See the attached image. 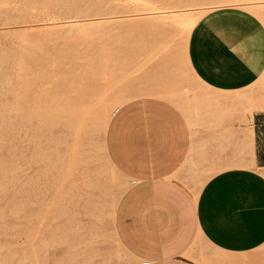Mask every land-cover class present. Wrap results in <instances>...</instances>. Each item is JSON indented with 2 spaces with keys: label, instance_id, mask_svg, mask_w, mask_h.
Masks as SVG:
<instances>
[{
  "label": "crops",
  "instance_id": "0c3cea01",
  "mask_svg": "<svg viewBox=\"0 0 264 264\" xmlns=\"http://www.w3.org/2000/svg\"><path fill=\"white\" fill-rule=\"evenodd\" d=\"M188 59L211 93L207 114L142 97L110 119L106 154L127 182L114 234L138 264H199V242L221 254L212 264H264L256 252L264 246V98L252 113L235 105L264 73V20L240 8L211 11L190 34Z\"/></svg>",
  "mask_w": 264,
  "mask_h": 264
},
{
  "label": "rangeland",
  "instance_id": "374dc122",
  "mask_svg": "<svg viewBox=\"0 0 264 264\" xmlns=\"http://www.w3.org/2000/svg\"><path fill=\"white\" fill-rule=\"evenodd\" d=\"M183 1L184 0H180V1L179 0H173V1L172 0H0V138H1V140H0V156H1L0 159L3 160V161L2 160L0 161L1 163H3V164L0 163L1 164L0 168H3L0 170V173L2 172L3 175L0 174V176L2 175L4 178H6V174H8L7 175L8 179H6L4 182H1L4 180V179L2 180L3 177L0 178V183L2 184V185H0V197L3 198V199L0 198V217H1L0 218V264H138L139 263L138 261H135L134 259L130 258V256H128L121 249V247L118 245L116 238H115L113 224H112L113 218L110 216V213H109L110 204H111L113 195L116 194V192L121 193L124 190L127 182L125 183V180L123 179V177L121 175L116 174V172L113 171L112 167L110 166L109 162L107 160H104V158L106 159V155H105V152L103 150L104 149L103 148L104 135H102V133L100 132V127H99L101 119H103L104 116L110 115L116 107H120L123 104H125L126 102L130 101V98L132 100L137 99V98H142V97L138 96L139 93L150 90V89H152V87H156V85L162 79H165L166 77H169L171 81L175 80L176 84H173L174 86H177V84H178L177 82L181 81V83L179 85L181 87L183 86L182 88L186 87L185 89H182L179 86V88H181V91L179 90L181 93L179 95H175L174 100H176V102H175L176 106H178L179 108H181L184 111H187L189 109L188 110L189 112L190 111L196 112V110H199V109H197L198 104H200V106L198 105V108L199 107H200V109L202 108L201 110L204 109L202 105H204L206 109L209 107L211 108L212 105L210 104L208 97H207V93H209L208 90H206V88L203 87L199 81H197V79L194 76V73L192 72L190 67H188L189 69L188 68L186 69L187 65H189L188 60L187 59H186L187 61L185 60V58L188 57V43H187V41L189 42V37H190V34H191L193 28L198 23V21L201 18H203L205 15H207L208 13H210L213 10L220 9V8H239V7H241L240 9L247 11L251 14L253 13V15H256V17H259V18H261V20H264V0H250V1L249 0H242L243 2L245 1L244 3L246 5H248V6H246L245 4H243L244 7H248V8H243V5H240V4H239L240 6L239 5H232V3L234 1H239V0H232V1L231 0L230 1L229 0H187L185 2H183ZM222 1L224 3H222ZM248 1L251 4L247 3ZM186 2H187V4H186ZM217 3L221 4V5H217ZM225 3H226V5H224ZM229 3H231V4L227 5ZM240 3H241V0H240ZM215 5H217V6H215ZM253 6L255 9L253 8ZM171 8H173V9H171ZM250 9H251V12H250ZM153 10L156 12H154ZM166 10H168V12ZM175 10H177V11H175ZM128 11H130V12H128ZM146 11H149L151 13V15H150V13H147ZM162 13H165V14H162ZM122 15H123V17H122ZM148 15L150 17H152L153 15L154 16L152 18H150ZM173 15L175 18L173 17ZM175 15H177V16L179 15L178 16L179 18ZM181 15H183V16H181ZM258 15H260V16H258ZM141 16H143V17H141ZM101 17H104V18L105 17L106 18L111 17V19H118V20L121 19L122 21H125V22L131 21L137 25L136 27L138 29L136 28V30L137 31L140 30L138 32L139 33L141 32V33H140V40H139L138 49H136L137 51L135 50L136 51L135 53H137V52L138 53L136 55H134L135 57L129 56L130 58L127 59V57H125L121 53H119L120 47L122 45H124V42L128 39V35H130V34H127L128 32L123 33L122 31H120L121 30L120 27L118 29V26L116 27L117 29L115 28V26L106 27L104 24H101V23H99V21H96L97 19H100ZM129 17H131L132 19ZM198 17H199V19H198ZM159 18L160 19L162 18V19L159 20ZM176 18H178V19H176ZM188 18H190L194 22H193V25H191L192 27L190 26V27L186 28L185 26H183L184 24L182 23V20H186ZM151 19H152V21H151ZM197 19H198V21H197ZM139 20H141V21H139ZM153 20H154V22H153ZM163 20L166 23H168L170 26L168 24H167L168 26H166V23ZM168 20H171V21L173 20V21L169 22ZM67 21H71V22L73 21L72 23H74V24H71V27L69 29H68L69 25H65L63 23V22H67ZM78 21H80V23ZM195 21H197V22L195 23ZM155 22H158L159 25ZM176 23L178 25H176ZM138 24H140V25H138ZM155 24H157L158 27ZM162 24H163V26H162ZM164 24L166 27L164 26ZM171 24L174 26H172ZM59 25H60L61 29L59 28ZM103 25H104V27H103ZM138 26H140V27H138ZM155 26H156V28H155ZM177 26L180 29V31L182 30L181 32L179 31ZM152 27L155 30L152 29ZM161 27H163L164 29ZM183 27H184V29H183ZM157 28H159L158 29L159 32L156 30ZM142 29H143V31H142ZM145 29H146V31H145ZM151 29H152V31H151ZM161 29L165 32L163 33V31ZM184 31L185 32L190 31V33H188V32L185 33ZM171 32H172V34L175 33L173 36L171 35L172 37L169 36L171 34ZM177 32H179V33H177ZM145 33L147 36L144 35ZM162 33L164 35H162ZM166 33H168V35ZM182 33H185V35L187 34L186 37H184V35ZM166 35L168 36V38L169 37L170 38L168 39ZM175 35H178L179 37L175 36ZM181 35H183V36H181ZM159 36H161V37H159ZM174 37H178V38H174ZM183 37H184V39H182ZM179 38H181L180 39L181 41L179 40ZM174 39H176V41ZM72 40H74V41H72ZM76 40H80L79 41L80 44ZM164 40L165 41L168 40V41L165 42ZM172 40H173V42H172ZM52 41H53V43H52ZM69 41H71V42L69 43ZM147 41H148V43H147ZM65 42H66V44H65ZM102 42L104 44H102V46H101ZM168 42H170V45ZM43 43H44V45H42ZM163 43H165V44H163ZM167 43H168L169 47L171 46V48L168 47V49H167V47H165L166 51L163 52L162 49L164 46H167L166 45ZM172 43H173V46H172ZM31 44H32V46L39 44L38 47L36 46V48H39V50L36 49L35 46L32 47ZM143 45L144 46L146 45V46L143 48ZM175 45H177V46L175 47ZM179 45H180V47H179ZM26 46L29 49H27ZM45 46H46V48H44ZM86 47H88V48H86ZM160 47H162V49H160ZM178 47L180 48V50L184 47L186 49V51L185 50L182 51L184 49L183 48L181 50V52H179L180 50ZM30 48H32V50H34L33 48H35L36 50L30 51ZM41 48H44V49H41ZM53 48H55V50H52ZM63 48H64V50H63ZM66 48H68V49H66ZM95 48L96 49L98 48L99 50L97 49L98 50L97 51ZM145 48H147V49H145ZM175 48L177 50H179L178 51L179 54H181L182 52H185V53L187 52L186 53L187 56L185 53H184L185 55L182 53L185 58L183 57L184 59H181L182 54L180 55V57H178L179 54H178L177 50H175ZM149 49H150V51H149ZM27 50H29V51H27ZM59 51H61V52H59ZM62 51L63 52L65 51L69 54V57L67 56L68 58L76 57V58H80V59H82V58L87 59L89 61V59H90L89 57H92L91 59L92 60L94 59V60L92 61L90 59L91 61H89V62L90 63L92 62L91 64L93 66H95L96 63L98 64V61L100 62V59L102 60V59H105V57L107 58L105 65L100 64L98 66L99 67L98 72H97L98 77L96 78L97 80H99V83H100L99 84L100 88L98 87L100 92L97 93L96 97L99 99L103 96V94H104V96L102 97V101L99 104V106L97 107L96 111H94L93 114L91 113L87 116V119H86L87 122L85 124L86 126L88 125V127H86V130L88 129V131L90 132V133L88 132V134L90 135V137L92 139V144H91L92 146L89 147V150H91L90 154H92V156H93V155H95V153H97V155L93 156L95 158L93 160V163L90 164L89 172L87 170L84 171L82 169V172L80 170L79 171L80 173L78 171L76 173V181L78 178H79L78 181H81L82 180L81 176L82 175L88 176L87 174H89V173H90V175L88 176V178H91L92 177L91 174H94V173H96V175H97V176L95 175L96 178L98 176H100V177H98V179L101 180V183L103 184V186L105 188V192H106V193L104 192L105 194L103 193L104 196H103V194H100V205L98 207V211L100 209V212H98V213L101 214V212H102V216H100V214H98V216H96V217L83 216L81 214L77 216L78 213H76L75 217L77 216V218H75L73 222L71 221V223L70 222L67 223L65 220H58L56 218V216H54V214H56V212H58V211L52 210L50 213H48L49 208L41 207V205L43 206V204L36 201L37 194H38V197H40L43 193V186L42 185H43V182L45 181L44 178H41L40 180L34 181V183L32 182V184H31L32 188L31 189L33 191L31 194L32 196L30 198V205L29 206H27L26 202H25V196H24V193H25L24 189L25 188L22 189V185H17L16 188H11L9 185L10 179H12V178L16 179V178H20L22 176L21 175L22 174L21 169H23L24 166L22 165V163L19 164V162L21 161L20 155L23 151L30 149V146H28L29 143H27V144L22 143V144H24V145H22L21 144L22 139H20V138L24 137L23 135H24V131L26 128L28 130H31L32 126H34L38 122L37 121L38 118H35L37 116H34V115H36V114L39 115L38 111H42V109H36L38 107H41L40 103H42V101L41 102L38 101L39 94L37 93L39 76L41 77V75L38 76L36 74V72L39 74V70L40 71H43L44 69L50 70L52 67H50L49 65L52 66V64H50V61L52 59L55 60V63L61 64L62 60H60V59H63L64 55H68L67 53H63ZM87 51L91 54H87ZM44 52L46 54H48L49 52L50 53L48 55H45ZM53 52L55 54H56V52L59 54L55 55ZM80 52L81 53L86 52L85 53L86 55L84 53L81 54ZM95 52L97 53V55ZM155 52L156 53L158 52V53L156 54ZM39 53L42 54V56ZM61 53H63V54H61ZM176 53L178 55H176ZM31 54H32V56L27 57L28 55H31ZM24 55L25 56L27 55L26 56L27 60L29 59L28 61L29 62L31 61L30 63L31 64L33 63L32 65L30 63H29V65L27 64L28 61L24 60V59H26V57ZM53 55H54V57H53ZM106 55L107 56L110 55L109 56L110 58H108ZM147 55H149V56L147 57ZM60 56H61V58H59ZM86 56H87V58H85ZM111 56L113 58H115L116 61L113 62ZM31 57H33L34 59H32ZM133 57L136 59L134 60ZM139 57H141V60ZM21 58H22V61H21ZM40 58L42 59V61ZM56 58H59V59H56ZM146 58H147V60H146ZM47 59H48V63H47ZM96 59H98V61ZM142 59L146 60V62ZM149 59H150V61H149ZM19 60L21 62H19ZM34 60L36 62H34ZM24 61L25 62L27 61V62L25 63ZM88 61L86 62V60H85V62H84V60H83V63L88 64L89 63ZM21 64H23V65H21ZM26 64L30 67H28ZM39 64H40V66H39ZM166 64H167V66H166ZM14 65H16L17 67ZM18 66H19V69H18L19 71L16 70V68H18ZM26 66L29 69L25 68ZM41 66H43V67H41ZM162 66H164V67H162ZM21 67H22V69H20ZM32 67H33V69H35L34 71H33V69L30 70V68H32ZM13 68L15 69V72L13 71L14 70ZM37 68H38V70H37ZM22 70H23V72H22ZM171 71L174 72L173 75H176L177 79L175 78V76H172ZM16 74L19 75L20 77H18ZM31 74H32V77L34 75L33 81H32V77H30ZM168 74H171V75L169 76ZM263 74L259 77V79L257 80V82L253 86H251L248 90L242 92L243 94L239 95V98L237 99V102L239 104L237 103L236 106L237 105H238L237 107L241 106L239 108L240 110L243 107L241 110V112H242L241 114H244V111L246 112L251 107L255 106V103H259L261 100H263L261 98L264 96V75ZM25 75H27V76H25ZM171 76H172V79H171ZM15 77H16V79H15ZM18 79L20 80V82H18L19 81ZM185 80L187 83L184 82ZM91 81H92V84H94L96 80L93 79ZM26 82L28 84L30 83L29 85L32 84V87H30V91L28 90V93L27 92L23 93L24 88L28 86V84ZM23 83H26V84H23ZM153 84H155V85H153ZM181 84H184V85H181ZM12 85H14V87H11ZM10 87L14 88V89H11ZM21 87H22V89H21ZM188 87H189V89H188ZM19 88H20V90H19ZM104 91L106 92V94ZM186 91L188 92L187 95L189 94L188 99H187L188 96L186 95ZM12 92H15V95L18 96V99L12 98V95H13ZM18 92H19V94H18ZM204 93H205V96H204ZM175 94H177V93H175ZM22 95H24V96H22ZM26 95H27V97H25ZM252 97H257L260 99L257 102V100H250V98H252ZM19 98H20V100H19ZM180 99H182V100H180ZM241 99H243V100H241ZM13 100H14V102H13ZM178 100H179V102H178ZM25 101H28V103H25ZM15 102L19 104V105L17 104V107L15 105L16 104ZM7 104H8V106H7ZM25 104H27L29 106V107L27 106V109L25 108L26 107ZM12 105H13V108L15 107L14 108L15 110H13V111H15V114H16V123H15L14 128L16 129L17 136H16L15 144H16V141H17V143L19 142L18 144H16V148L17 147L18 148L17 149L15 148V152L17 151L16 153H18V155L16 154V157H17L16 159L19 161H15V164L13 163L14 166L9 161L10 154L12 151V149L10 147V139H9L10 138L9 137V134H10L9 130H11L10 124H11V114H12V112H11L12 107L11 106ZM187 105H188V107H187ZM185 106H186V108H185ZM23 107L26 110H24ZM8 108L10 109V111H8L9 110ZM22 110L24 111V113L26 112L27 114L30 111L29 112V114H31L30 115L31 116L30 122L28 121L24 124L19 123L20 115L23 114V112L20 113V111H22ZM255 110L256 109H251V111L250 110L249 111H250V113H252ZM29 114H28V116H29ZM66 117H67V114L65 115V118ZM34 118H35V120H34ZM94 122L96 123V125ZM3 123H5V124H3ZM6 123H8V124H6ZM33 123H34V125H32ZM97 124H99V125L97 126ZM9 125H10V127H9ZM16 126H17V128H16ZM6 127H9V128H6ZM90 129H92L91 131L93 133L90 131ZM4 130H6V131H4ZM19 132H21V134H18ZM18 138H19V140H18ZM94 139H96V140L94 141ZM2 140H5V141L7 140V141L4 142ZM3 143H4V146H3ZM17 145H20V146H17ZM6 146H7V148H5ZM21 146H23V147H21ZM95 148H97V149H95ZM19 150L20 151L22 150V152L20 153ZM92 150H94L95 153H93ZM101 150H103V151L100 152ZM8 151H9V153H8ZM97 156H98V159L96 158ZM5 157H6V159H5ZM99 157L100 158L103 157V160H100ZM4 159L6 161L7 160L8 161L4 162L5 161ZM36 159L37 158L35 157V160ZM105 162H107V163H105ZM4 163H6V164H4ZM16 163L18 165H20L21 168H19ZM33 164L34 165L31 164L32 170L30 171V174H31V172L36 174L40 171V167L38 168V166H36L38 163L35 164L33 162ZM2 165H3V167H2ZM11 166H12V168H11ZM39 166H40V164H39ZM5 167H6V169H4ZM96 167L98 170L96 169ZM9 168L11 169V171ZM33 168L38 170V171L35 172L36 170H34ZM7 169H8V171H10V174H12L11 176H10L8 171L6 174H4L6 172L4 170H7ZM14 170H16L17 172ZM18 171H19V173H18ZM90 171L94 172V173H91ZM20 172H21V174H20ZM100 172L102 174H100ZM261 172L264 174V170H261ZM63 173H59L60 176ZM110 173L112 175H110ZM19 174H20V176H19ZM208 174L211 175L212 173L211 174L208 173ZM62 176H64V175H62ZM61 179L62 178L59 179L60 181L57 179L58 181L56 180L55 182L60 183L63 181L61 185H63V187L66 188L64 186V184L66 185L65 180L61 181ZM46 181H48V180L46 179ZM46 181L44 183H47ZM41 182H42V184H41ZM95 182L97 183V179ZM35 183L38 184L37 187H36ZM55 185H56L55 187H58L56 183H55ZM35 187L36 188L39 187V188L36 190ZM40 189H42V190H40ZM20 190H21V192H19ZM12 196H15L16 200L15 199L10 200V198H12ZM35 202H37V203L35 204ZM101 202H102V204H101ZM11 205H14V206H11ZM38 211H40V212H38ZM7 216H9V217H7ZM44 217H45V219H44ZM88 217H90V218H88ZM55 219H57V220H55ZM97 220L99 221L100 224L97 223ZM77 221H80V223L78 224ZM58 223H59V225H57ZM84 223L86 226L88 224L89 227L91 225V224L89 225V223H92V225L95 224V227L99 226L100 229L96 228V231L99 235H101V238H100L99 243L97 242L96 246H97V248L100 249V252H101L100 254H95V255L91 254L90 255L89 253H87L85 248H84V246L86 247V244L84 243V245H83L81 240H79L77 238V235H74V234H76V229L79 227L78 225H80V224L84 225ZM63 226H64V228H63ZM59 227H61L59 230H63L66 228H69V230H71V231H69V233L71 234V237L69 239L71 240V242L73 241L72 245H74V243H75L77 246V247L75 246V250H74V246L72 249H70L71 253L74 254V252L76 251L75 253L77 254V252L80 251L81 248H83V251L85 250V253L87 255L84 254V255H81V257L76 256V258H73L75 256H73V257L69 256V258L67 257L68 259L66 257H64L63 253L67 251L68 245L65 242V240H61L62 236L60 238H56L57 232L59 231L58 230ZM71 227H72V229H71ZM77 241L79 243L81 242L82 244H78ZM13 245H15V246H13ZM198 246L200 248L198 250L199 254H200L199 255L200 260L197 263L201 262L199 264H212L214 260L216 262H219V261H217V258H219L221 256V254H219L215 250L209 249L208 246L203 242H199ZM256 252L264 255V246L261 247L260 249H258ZM101 254H103V255H101ZM84 257H85V259H84ZM63 260H64V262H63ZM69 260H71V261L69 262Z\"/></svg>",
  "mask_w": 264,
  "mask_h": 264
},
{
  "label": "bare ground",
  "instance_id": "6f19581e",
  "mask_svg": "<svg viewBox=\"0 0 264 264\" xmlns=\"http://www.w3.org/2000/svg\"><path fill=\"white\" fill-rule=\"evenodd\" d=\"M173 1V0H172ZM180 1V0H179ZM185 1H187V0H184L183 2H185ZM230 1V0H229ZM232 1V0H231ZM250 1V0H249ZM249 1L247 2V3H249ZM228 2V1H227ZM245 2V1H244ZM242 0H241V3H240V0L239 1H234L233 3H232V5H243V4H245ZM261 2V1H260ZM221 3V2H220ZM222 3H224L223 1H222ZM231 3H229V4H227V5H230ZM151 4V3H150ZM165 4V3H164ZM186 4H187V2H186ZM249 4H251V3H249ZM169 5V4H168ZM217 5H221V4H218L217 3ZM217 5H215V6H217ZM223 5V4H222ZM224 5H226V3L224 4ZM239 5V6H240ZM246 5V4H245ZM166 6V5H165ZM184 6V5H183ZM246 6H248V5H246ZM251 6V5H250ZM255 6V5H254ZM254 6H253V8H254ZM159 7V6H158ZM157 7V8H158ZM161 7V6H160ZM222 7V6H221ZM256 7V6H255ZM170 8V7H169ZM239 8H241V7H239ZM243 8H248V7H244V5H243ZM251 8V7H250ZM257 8V7H256ZM161 9V8H160ZM165 9V8H164ZM171 9H173V8H171ZM189 9V8H188ZM255 9V8H254ZM158 10V9H157ZM178 10V9H177ZM177 10H175V11H177ZM246 10V9H245ZM248 10V9H247ZM140 11V10H139ZM154 11V10H153ZM162 11V10H161ZM165 11V10H164ZM167 12H168V10H166ZM171 11V10H170ZM169 11V12H170ZM181 11V10H180ZM128 12H130V11H128ZM127 12V13H128ZM143 12V11H142ZM147 13H150L149 11H146ZM152 12V11H151ZM154 12H156V11H154ZM153 12V13H154ZM158 12V11H157ZM250 12H251V9H250ZM256 12V11H255ZM139 13V12H138ZM141 13V12H140ZM144 13V12H143ZM174 13V12H173ZM126 14V13H125ZM131 14V13H130ZM129 14V15H130ZM134 14V13H133ZM157 14V13H156ZM162 14H165V13H162ZM175 14V13H174ZM177 14V13H176ZM200 14V13H199ZM253 14V13H252ZM132 15V14H131ZM130 15V16H131ZM137 15V14H136ZM139 15V14H138ZM147 15V14H146ZM150 15H151V13H150ZM155 15V14H154ZM153 15V16H154ZM192 15V14H191ZM202 15V14H201ZM135 16V15H134ZM149 16V15H148ZM152 16V17H153ZM175 16H177V15H175ZM179 16V15H178ZM177 16V17H178ZM181 16H183V15H181ZM256 16V15H255ZM258 16H260V15H258ZM122 17H123V15H122ZM141 17H143V16H141ZM150 17V16H149ZM152 17H150V18H152ZM156 17V16H155ZM160 17V16H159ZM173 17H174V15H173ZM172 17V18H173ZM127 18V17H126ZM129 18H131V17H129ZM140 18V17H139ZM164 18V17H163ZM170 18V17H169ZM175 18V17H174ZM179 18V17H178ZM178 18H176V19H178ZM259 18V17H258ZM132 19V18H131ZM162 19V18H161ZM160 18H159V20H161ZM168 19V18H167ZM182 19V18H181ZM180 19V20H181ZM198 19H199V17H198ZM198 19H197V21H198ZM259 19H261V18H259ZM126 20V19H125ZM157 20V19H156ZM158 20V21H159ZM96 21H99V23H101V24H104L106 27H113V26H115V28L118 26V29H119V27H120V31H122L123 33H125V32H128L127 34H130V35H128V39L124 42V45H122L121 47H120V49H119V53H121L123 56H125V57H127V59L128 58H130V57H132V56H134V55H136L137 53H135L137 50L136 49H138V46H139V40H140V33L138 32V31H140V30H136V24L134 23V22H125V21H122L121 19L120 20H118V19H111V17L110 18H104V17H101L100 19H97ZM95 21V22H96ZM139 21H141V20H139ZM151 21H152V19H151ZM164 21V20H163ZM169 22L171 21V20H168ZM173 21V20H172ZM171 21V22H172ZM197 21H195V23L197 22ZM73 22V21H72ZM71 21H67V22H63L65 25H69V27H68V29L71 27V24H74V23H72ZM79 23H80V21H78ZM136 22V21H135ZM153 22H154V20H153ZM162 22V21H161ZM160 22V23H161ZM165 22V21H164ZM193 20H191L190 18H188V19H186V20H182V23L184 24L183 26H185L186 28H188V27H190L191 25H193ZM76 23V22H75ZM143 23V22H142ZM147 23V22H146ZM155 23H157L158 24V22H155ZM163 23V22H162ZM166 23V22H165ZM181 23V22H180ZM152 24V23H151ZM157 24H155V25H157ZM168 23H166V26H168L167 25ZM173 24V23H172ZM171 24V25H172ZM104 25H103V27H104ZM138 25H140V24H138ZM159 25V24H158ZM158 25H157V27H158ZM176 25H178L177 23H176ZM195 25V24H194ZM56 26V25H55ZM58 26V25H57ZM64 26V25H63ZM142 26V25H141ZM154 26V25H153ZM161 26V25H160ZM162 26H163V24H162ZM164 26H165V24H164ZM165 26V27H166ZM170 26V25H169ZM172 26H174V25H172ZM138 27H140V26H138ZM144 27V26H143ZM176 27V26H175ZM192 27V26H191ZM58 28V27H57ZM59 28L61 29V27H60V25H59ZM114 28V29H115ZM148 28V27H147ZM151 28V27H150ZM155 28H156V26H155ZM161 28H163V27H161ZM177 28H178V26H177ZM67 29V30H68ZM109 29V28H108ZM113 29V28H112ZM111 29V30H112ZM117 29V28H116ZM138 29V28H137ZM144 29V28H143ZM143 29H142V31H143ZM152 29H154L153 27H152ZM152 29H151V31H152ZM159 28H157L156 30L159 32V30H158ZM164 29V28H163ZM179 29V28H178ZM183 29H184V27H183ZM59 30V29H58ZM155 30V29H154ZM162 30V29H161ZM145 31H146V29H145ZM163 31V30H162ZM167 31V30H166ZM179 31H180V29H179ZM182 31V30H181ZM180 31V32H181ZM148 32V31H147ZM155 32V31H154ZM161 32V31H160ZM165 31H163V33H164ZM185 32V31H184ZM188 31H186L185 33H187ZM162 33V35H164ZM174 33V32H173ZM177 33H179V32H177ZM185 33H182L183 35H184V37H186V35H185ZM188 33H190V31L188 32ZM160 34V33H159ZM158 34V35H159ZM167 35H168V33H166ZM175 34V33H174ZM174 34H172V32H171V34L169 35L170 37H172ZM143 35V34H142ZM144 35H146V33L144 34ZM143 35V36H144ZM166 35V36H167ZM172 35V36H171ZM179 35V34H178ZM178 35H175V36H178ZM183 35H181V36H183ZM147 36V35H146ZM151 36V35H150ZM149 36V37H150ZM180 36V37H181ZM159 37H161V36H159ZM164 37V36H163ZM169 37V38H170ZM179 37V36H178ZM178 37H174V38H178ZM184 37L182 38V39H184ZM147 38V37H146ZM167 38H168V36H167ZM168 38V39H169ZM101 39V38H100ZM143 39V38H142ZM145 39V38H144ZM150 39V38H149ZM181 38H179V40H180ZM95 40V39H94ZM175 41H176V39H174ZM47 41V40H46ZM65 41V40H64ZM67 41V40H66ZM72 41H74V40H72ZM76 41H78V43H79V41L80 40H76ZM149 41V40H148ZM148 41H147V43H148ZM165 41V40H164ZM163 41V42H164ZM168 40H166L165 42H167ZM181 41V40H180ZM68 42V41H67ZM71 41H69V43H70ZM93 42V41H92ZM96 42V41H95ZM105 42V41H104ZM145 42V41H144ZM172 42H173V40H172ZM52 43H53V41H52ZM62 43V42H61ZM60 43V44H61ZM68 43V44H69ZM169 43V45H170V42H168ZM168 43L166 44L167 46H162L163 47V49H162V47H160V49H162L163 50V52H165L166 51V49H165V47H167V49H168V47H169V45H168ZM181 43V42H180ZM187 43H188V41H187ZM36 44V43H35ZM65 44H66V42H65ZM64 44V45H65ZM67 44V45H68ZM80 44V43H79ZM78 44V45H79ZM88 44V43H87ZM102 44H104L103 42L101 43V46H102ZM151 44V43H150ZM153 44V43H152ZM163 44H165V43H163ZM183 44V43H182ZM42 45H44V43L42 44ZM50 45V44H49ZM48 45V46H49ZM54 45V44H53ZM66 45V46H67ZM128 45V46H127ZM184 45V44H183ZM31 46H32V44H31ZM33 46H35V48H36V46L38 47L39 46V44L38 45H33ZM32 46V47H33ZM51 46V45H50ZM49 46V47H50ZM59 46V45H58ZM61 46V45H60ZM88 46V45H87ZM98 46V45H97ZM136 46V47H135ZM146 46V45H145ZM144 45H143V48L145 47ZM152 46V45H151ZM172 46H173V43H172ZM177 45H175V47H176ZM187 46V45H186ZM41 47V46H40ZM72 47V46H71ZM89 47V46H88ZM88 47H86V48H88ZM93 47V46H92ZM134 47V48H133ZM155 47V46H154ZM179 47H180V45H179ZM178 47V48H179ZM26 48H27V46H26ZM25 48V49H26ZM33 48L34 50H36V49H38L39 50V48ZM44 48H46V46L44 47ZM44 48H41V49H44ZM100 48V47H99ZM133 48V49H132ZM149 48V47H148ZM169 48H171V46L169 47ZM184 48V47H183ZM182 48V49H183ZM27 49H29V48H27ZM51 49V48H50ZM66 49H68V48H66ZM96 49V48H95ZM98 49V48H97ZM96 49V50H97ZM145 49H147V48H145ZM159 49V50H160ZM181 49V50H182ZM32 50V48H30V51ZM34 50H32V51H34ZM48 50V49H47ZM52 50H55V48H53ZM58 50V49H57ZM63 50H64V48H63ZM88 50V49H87ZM99 50V49H98ZM97 50V51H98ZM136 50V51H135ZM175 50H177L176 48H175ZM179 50H180V48H179ZM179 50H177V52L179 51ZM181 50L179 51V52H181ZM186 51V49L184 48L182 51ZM27 51H29V50H27ZM26 51V52H27ZM43 51V50H42ZM41 51V52H42ZM46 51V50H45ZM68 51V50H67ZM83 51V50H82ZM91 51V50H90ZM149 51H150V49H149ZM48 52V51H47ZM59 52H61V51H59ZM63 52V51H62ZM69 52V51H68ZM179 52H178V54H179ZM25 53V52H24ZM33 53V52H32ZM50 53V52H49ZM48 53V54H49ZM54 53V52H53ZM63 53H67V52H63ZM63 53H61V54H63ZM81 53V52H80ZM84 53V52H83ZM83 53H81V54H83ZM86 53V52H85ZM84 53V54H85ZM96 53V52H95ZM156 53V52H155ZM158 53V52H157ZM156 53V54H157ZM183 54L185 53V52H182ZM181 53V54H182ZM187 53V52H186ZM185 53V54H186ZM26 54V53H25ZM28 54V53H27ZM34 54V53H33ZM40 54V53H39ZM44 54L45 55H48V54H46L45 52H44ZM55 54V53H54ZM56 54H59V53H57L56 52ZM55 54V55H56ZM68 54V53H67ZM87 54H91V53H89L88 51H87ZM167 54V53H166ZM177 53H176V55H178ZM181 54H179V56L178 57H180V55ZM183 54L181 55V59H184L185 57L183 56ZM184 54V55H185ZM41 56H42V54H40ZM39 55V56H40ZM86 55V54H85ZM96 55H97V53H96ZM143 55V54H142ZM25 56V55H24ZM23 56V57H24ZM27 56V55H26ZM25 56V57H26ZM29 56H32V54L31 55H28L27 57H29ZM59 56V55H58ZM69 57V54L68 55H64L63 56V59H60V60H62V62H61V64H57V63H55V60H51L50 61V64H52V66L51 65H49L50 67H52L50 70L49 69H44L43 71H40L39 70V74L36 72V74L39 76V75H41V77L39 76V82H38V90H37V93L39 94V99H38V101H42V103H40L41 104V107H38V108H36V109H42V111H38V114L39 115H34V116H37V117H35V118H38V122L34 125V123L32 124V125H34V126H32V128H31V130H28L27 128L25 129V131H24V137H21L20 139H22V142H21V144L22 143H29V145L28 146H30V149L29 150H25V151H23L22 152V150L20 151V153H21V155H20V158H21V161L19 162V164H21L22 163V165L24 166V168L23 169H21V172H22V174H21V172H20V174L22 175L20 178H12V179H10L9 180V185H10V187L11 188H16V186L17 185H22V189L23 188H25L24 190V196H25V202H26V205L27 206H29L30 205V198H31V194H32V187H31V184H32V182L34 183V181H37V180H40L41 178H44V180L46 181V179L48 180V181H46L47 183H44L43 182V193H42V195L40 196V197H38V194H37V198H36V201H38L39 203H41V204H43V206L41 205V207H47V208H49L48 209V213H50L52 210H55V211H58V212H56V214H54V216H56V218L58 219V220H65L67 223H71V221L73 222L74 221V219L75 218H77V216L78 215H83V216H90V217H96V216H98V214H100V213H98V212H100V209H99V211H98V207H99V205H100V194H103L104 192H105V188H104V186H103V184L101 183V180L100 179H98V177H100V176H98L97 178L95 177V175H96V173H94V172H91V173H94V174H91V176L93 177H91V178H88V176L90 175V173L89 174H87L88 176H81L82 178V180L81 181H78V179H77V181H76V173H77V171L79 172L80 170H81V172H82V169L84 170V171H88L89 172V169H90V164H92L93 163V160H94V158L95 157H93V156H95V155H97V153H95L94 152V150H92V152L93 153H95V155H93L92 156V154H90V151L91 150H89V147L90 146H92L91 144H92V139H91V137H90V135L88 134V129L86 130V127H88V125L86 126L85 124H86V119H87V116L89 115V114H93V112L94 111H96V109H97V107L99 106V104L101 103V101H102V97L104 96V94H103V96L101 97V98H97L96 97V95H97V93L98 92H100L99 91V80H97L96 78L98 77L97 76V72H98V66L101 64H104L105 65V63H106V61H107V58L105 57V59H100V62L98 61V59H96L97 61H98V64L96 63V65L95 66H93L89 61H91L92 59V57H89L90 59H89V61L87 60V59H80V58H76V57H71V58H68ZM72 56V55H71ZM81 56V55H80ZM107 56V55H106ZM110 55H108L107 57L108 58H110L109 57ZM130 56V57H129ZM144 56V55H143ZM146 56V55H145ZM149 55H147V57H148ZM154 56V55H153ZM186 56H187V54H186ZM22 57V58H23ZM27 57H26V59H24V60H27ZM44 57V56H43ZM48 57V56H47ZM53 57H54V55H53ZM56 57V56H55ZM98 57V56H97ZM100 57V56H99ZM112 57V56H111ZM135 57V56H134ZM133 57V58H134ZM152 57V56H151ZM177 57V58H178ZM184 57V58H183ZM22 58H21V61H22ZM32 59H34L33 57H31ZM42 58V57H41ZM40 58V59H41ZM50 58V57H49ZM59 58H61V56L59 57ZM59 58H56V59H59ZM85 58H87V56L85 57ZM118 58V57H117ZM138 58V57H137ZM140 58V60H141V57H139ZM43 59V58H42ZM42 59H41V61H42ZM136 58H134V60H135ZM145 59V58H144ZM144 59H142V60H144ZM151 59V58H150ZM150 59H149V61H150ZM158 59V58H157ZM161 59V58H160ZM188 60V64L189 65H187V67H186V69L188 68V67H190L191 68V66H190V63H189V59H188V57L187 58H185V60ZM29 60V59H28ZM27 60V61H28ZM44 60V59H43ZM83 60H84V62H85V60H86V62L88 61L89 63L87 64V63H83ZM94 60V59H93ZM92 60V61H93ZM139 60V61H140ZM146 60H147V58H146ZM146 60H144L145 62H146ZM168 60V59H167ZM186 60V61H187ZM20 60H19V62H21ZM26 61V62H27ZM58 61V60H57ZM112 61L114 62V61H116V59L115 58H113L112 57ZM138 61V60H137ZM136 61V62H137ZM185 61V62H186ZM25 62V61H24ZM25 62V63H26ZM31 62V61H30ZM29 61H28V65H29V63H30ZM34 62H36L35 60H34ZM131 62V61H130ZM134 62V61H133ZM148 62V61H147ZM152 62V61H151ZM170 62V61H169ZM184 62V63H185ZM18 63V62H17ZM23 63V62H22ZM42 63V62H41ZM47 63H48V59H47ZM154 63V62H153ZM174 63V62H173ZM26 64V65H27ZM31 64V63H30ZM33 64V63H32ZM31 64V65H32ZM170 64V63H169ZM21 65H23V64H21ZM27 65V66H28ZM13 66V65H12ZM14 66H16V65H14ZM25 67V68H28V67H30V66H28V67ZM39 66H40V64H39ZM107 66V65H106ZM166 66H167V64H166ZM165 66V67H166ZM171 66V65H170ZM17 67V66H16ZM41 67H43V66H41ZM40 67V68H41ZM45 67V66H44ZM162 67H164V66H162ZM172 67V66H171ZM15 68V67H14ZM13 68V69H14ZM39 68V69H40ZM169 68V67H168ZM12 69V70H13ZM19 69V66H18V68H16V70L17 71H19L18 70ZM20 69H22V67L20 68ZM29 69V68H28ZM31 69H33V67L32 68H30V70ZM189 69V68H188ZM35 69H33V71H34ZM37 70H38V68H37ZM192 70V69H191ZM14 72H15V69L13 70ZM32 71V72H33ZM50 71V72H49ZM13 72V73H14ZM22 72H23V70H22ZM172 72V71H171ZM193 72V71H192ZM25 73V72H24ZM173 73L174 72H172V76H175V78H176V75H173ZM178 73V72H177ZM28 74V73H27ZM33 74V73H32ZM32 74L30 75V77H32ZM17 75V74H16ZM169 76L171 75V74H168ZM167 75V76H168ZM264 75V74H263ZM18 77H20L19 75H17ZM16 76V77H17ZM25 76H27V75H25ZM37 76V77H38ZM172 76H171V79H172ZM179 76V75H178ZM194 76H195V74H194ZM16 77H15V79H16ZM33 77H34V75H33ZM32 77V81H33V78ZM182 77V76H181ZM180 77V78H181ZM26 78V77H25ZM179 78V77H178ZM185 78V77H184ZM183 78V79H184ZM27 79V78H26ZM93 79H95L96 81H95V83L94 84H92V81L91 80H93ZM99 79V78H98ZM177 79V78H176ZM19 80V79H18ZM24 80V79H23ZM22 80V81H23ZM196 80V79H195ZM28 81V80H27ZM198 81V80H197ZM18 82H20V80L18 81ZM184 82H186V80L184 81ZM27 83V82H26ZM26 83H23V84H26ZM178 84H177V86H174L173 84H176L175 83V80H173V81H171L170 80V78L169 77H166L165 79H162L157 85H156V87H152V89H150V90H147V91H144V92H141V93H139L138 94V96H140V97H155V98H160V99H164V100H168V101H170V102H172V104L174 103V104H176L175 102H176V100H174L175 99V95H179L181 92V88L183 87H181L179 84L181 83V81L180 82H177ZM187 83V82H186ZM28 84V83H27ZM30 84V83H29ZM28 84V86L27 87H23L24 88V90H23V93L24 92H27L28 93V90L30 91V87H32V84L31 85H29ZM34 84V83H33ZM149 84V83H148ZM204 84V83H203ZM19 85V84H18ZM106 85V84H105ZM153 85H155V84H153ZM181 85H184V84H181ZM17 86V85H16ZM15 86V87H16ZM179 86L181 87V88H179ZM186 86V85H185ZM11 87H14V85H12ZM10 87V88H11ZM99 87V88H98ZM18 88V87H17ZM186 88V87H185ZM185 88H182V89H185ZM206 88V87H205ZM11 89H14V88H11ZM10 89V90H11ZM21 89H22V87H21ZM102 89V88H101ZM134 89V88H133ZM188 89H189V87H188ZM207 89H209V86L207 87ZM18 90V89H17ZM19 90H20V88H19ZM18 90V91H19ZM139 90V89H138ZM137 90V91H138ZM180 90V91H179ZM187 90V89H186ZM14 91V90H13ZM16 91V90H15ZM106 91V90H105ZM104 91V92H105ZM108 91V90H107ZM134 91V90H133ZM189 91V90H188ZM191 91V90H190ZM109 92V91H108ZM140 92V91H139ZM9 93V92H8ZM175 93H177V94H175ZM183 93V92H182ZM185 93V92H184ZM187 91H186V95H187ZM210 93V92H209ZM209 93H207V95H209ZM232 93V92H231ZM11 94V93H10ZM13 94V95H12ZM12 98L14 99V98H17L18 99V96H16L15 95V92H12ZM18 94H19V92H18ZM17 94V95H18ZM105 94H106V92H105ZM133 94V93H132ZM211 94V93H210ZM220 94H222L223 95V93H222V91L220 92ZM102 95V94H101ZM189 95V94H188ZM187 95V96H188ZM202 95V94H201ZM214 95H215V92H214ZM237 95V94H236ZM262 95V94H261ZM10 96V95H9ZM22 96H24V95H22ZM108 96V95H107ZM204 96H205V93H204ZM221 96V95H220ZM25 97H27V95L25 96ZM186 97V96H185ZM197 97V96H196ZM223 97V96H222ZM243 97V96H242ZM11 98V97H10ZM189 98V96L187 97V99ZM239 98V95L238 96H236V99H238ZM262 99L264 98V96L263 97H261ZM25 99V98H24ZM101 99V100H100ZM184 99V98H183ZM186 99V100H187ZM235 99V101L237 102V100ZM11 100V99H10ZM16 100V99H15ZM19 100H20V98H19ZM132 99L130 98V101H131ZM180 100H182V99H180ZM225 100H227V99H225ZM224 100V101H225ZM241 100H243V99H241ZM245 100V99H244ZM251 100H255V99H251ZM12 101V100H11ZM22 101V100H21ZM203 101V100H202ZM219 101H222V100H219ZM234 101V100H233ZM13 102H14V100H13ZM24 102V101H23ZM178 102H179V100H178ZM226 102H228V101H226ZM11 103V102H10ZM16 103V102H15ZM25 103H28V101H25ZM188 103V102H187ZM222 103V102H221ZM234 103V102H233ZM238 103V102H237ZM237 103H235V105L237 104ZM12 104V103H11ZM10 104V105H11ZM17 104L18 103H16L15 105H16V107H17ZM183 104V103H182ZM198 104V103H197ZM204 104V103H203ZM214 104V103H213ZM227 104V103H226ZM239 104V103H238ZM9 105V106H10ZM14 105V104H13ZM13 105L11 106L12 107V114H11V130H9L10 131V134H9V139H10V147H11V149H12V151H11V154H10V159H9V161L12 163V165L14 166V164H15V161H19V160H17L16 158V154L18 155V153H16L15 152V148H16V144H18L17 143V141H16V144H15V140H16V136H17V133H16V129L14 128V126H15V123H16V114H15V111H13V110H15L14 108H13ZM19 105V104H18ZM22 105V104H21ZM26 105V109H27V104H25ZM30 105V104H29ZM199 106H200V104H198ZM198 105H197V109H199V110H196V111H201V109H200V107L198 108ZM202 105V104H201ZM208 105V104H207ZM210 105V104H209ZM223 105V104H222ZM7 106H8V104H7ZM33 106V105H32ZM123 106V105H122ZM203 106V108L204 109H206L205 108V106L204 105H202ZM225 106H227V105H225ZM238 106V105H237ZM236 106V107H237ZM3 107V106H2ZM21 107V106H20ZM29 107V106H28ZM34 107V106H33ZM187 107H188V105H187ZM216 107V106H215ZM231 107H233L232 105H231ZM241 106H239V107H237L238 108V110H239V108H240ZM10 108V107H9ZM8 108V109H9ZM19 108V107H18ZM118 108H120V107H116L114 110H113V112L110 114V115H108V116H104L103 117V119H101V122H100V125L99 124H97V126L99 125V127H100V132L102 133V135H104V139H103V150H104V152H105V155H106V159L104 158V160H107L108 162H109V164H110V166L112 167V169H113V171H115L116 172V174H118V175H121L116 169H115V167L111 164V162H110V160H109V157H107V154H106V147H105V134H106V130H107V127H108V125H109V122H110V119H112V116L114 115V113L117 111V109ZM185 108H186V106H185ZM184 108V109H185ZM243 108V107H242ZM242 108H241V110H242ZM23 109H24V107H23ZM26 109H24V110H26ZM35 109V108H34ZM188 109V108H187ZM204 109H203V111H204ZM207 109H210V107L209 108H207ZM207 109L205 110V113H206V111H207ZM218 109V108H217ZM219 109H220V107H219ZM218 109V110H219ZM230 109V108H229ZM234 109V108H233ZM251 109H257L255 106H253V107H251L250 108V111H251ZM189 110V109H188ZM187 110V111H188ZM191 110V109H190ZM213 110H215V109H213ZM231 110V109H230ZM8 111H10V109L8 110ZM67 111V112H66ZM111 111V110H110ZM220 111V110H219ZM236 111V110H235ZM17 112V111H16ZM21 112H23V114H21L20 115V120H19V123L20 124H24V123H26V122H30V115L31 114H29V112H28V114H29V116H28V114L25 112L24 113V111L22 110V111H20V113ZM40 112V113H39ZM104 112V111H103ZM189 112V111H188ZM216 112V111H215ZM215 112H212V113H215ZM237 112V111H236ZM36 113V112H35ZM186 113V112H185ZM192 113V112H191ZM204 113V112H203ZM203 113H202V115H203ZM204 113V114H205ZM211 113V112H210ZM227 113V112H226ZM233 113V112H232ZM231 113V114H232ZM244 113H247V112H244ZM249 113V112H248ZM67 114V117L65 118V115ZM198 113H196V115H197ZM207 114V113H206ZM237 114V113H236ZM250 114V113H249ZM9 115V114H8ZM96 115V114H95ZM99 115V114H98ZM186 115V114H185ZM192 115H193V113H192ZM199 115L201 116V114H200V112H199ZM33 116V117H34ZM198 116V115H197ZM234 116H236L235 115V113H234ZM95 117V116H94ZM188 117H190L189 115H188ZM204 117V116H203ZM207 117V116H206ZM205 117V118H206ZM208 117H210V116H208ZM249 117V116H248ZM9 118V117H8ZM35 118H34V120H35ZM92 118V117H91ZM96 118V117H95ZM98 118V117H97ZM199 118V117H198ZM197 118V121L199 120ZM7 119V118H6ZM10 119V118H9ZM94 119V118H93ZM189 119V118H188ZM192 119V118H191ZM237 119V118H236ZM241 119H243V122H244V117L243 118H241ZM239 117H238V120L240 121L241 120ZM98 120V119H97ZM193 120H195L194 119V116H193V119H192V121ZM206 120H207V118H206ZM246 120H247V117H246ZM250 120H251V118H250ZM188 121H190V119L188 120ZM191 121V122H192ZM205 120L203 119V123H205L206 124V122H204ZM210 121V120H209ZM9 122V121H8ZM242 122V121H241ZM240 122V123H241ZM242 122V123H243ZM95 123V122H94ZM197 123H199V122H197ZM242 123H241V125H242ZM252 123V122H251ZM3 124H5V123H3ZM6 124H8V123H6ZM89 124V123H88ZM189 124H190V122H189ZM193 124V123H192ZM192 124H191V126H192ZM10 125H9V127H10ZM94 125V124H93ZM95 125H96V123H95ZM6 126V125H5ZM28 126V125H27ZM195 126H196V124H195ZM194 126V127H195ZM250 126H252V125H250ZM9 127H6V128H9ZM20 127V126H19ZM92 127V126H91ZM239 128L241 127V126H238ZM246 127H247V125H246ZM245 127V128H246ZM248 127H249V125H248ZM16 128H17V126H16ZM191 128H193V127H191ZM244 128V129H245ZM21 129V128H20ZM96 129V128H95ZM238 129V128H237ZM247 129V128H246ZM92 129H90V131H91ZM4 131H6V130H4ZM8 131V132H9ZM20 131V130H19ZM237 131V130H236ZM242 131L244 132V130H243V128H242ZM247 131V130H246ZM253 131V130H252ZM92 132V131H91ZM248 132V131H247ZM7 133V132H6ZM90 133V132H89ZM93 133V132H92ZM236 133H238V132H236ZM249 133H250V131H249ZM4 134V133H3ZM18 134H21V132H19ZM96 134V133H95ZM244 134V133H243ZM247 134V137H248V133H246ZM246 134L245 135H243L244 137L246 136ZM5 135V134H4ZM101 135V136H102ZM253 135V134H252ZM3 136V135H2ZM8 136V135H7ZM237 135H235V137H236ZM6 137V136H5ZM94 137V136H93ZM253 137V136H252ZM4 138V137H3ZM246 138V137H245ZM241 140H242V137L240 138ZM0 140H1V138H0ZM8 140V139H7ZM6 140V141H7ZM18 140H19V138H18ZM96 139H94V141H95ZM238 140V139H237ZM236 140V142H238ZM247 140H250V138L249 139H247ZM247 140H245L244 139V141H247ZM2 141H4V142H6L5 140H2ZM253 141V140H252ZM240 142V141H239ZM2 143V142H1ZM95 143V142H94ZM248 143H250L249 141H247V143L246 144H248ZM25 144V145H26ZM236 144H238V143H236ZM243 144H244V142H243ZM6 145V144H5ZM9 145V144H8ZM22 145H24V144H22ZM245 145V144H244ZM3 146H4V143H3ZM17 146H20V145H17ZM95 146V145H94ZM238 146H240V149H241V147H243V149H244V146H241V145H238ZM245 146H247V145H245ZM249 146H251V144H249ZM21 147H23V146H21ZM99 147V146H98ZM5 148H7V146L5 147ZM18 148V147H17ZM16 148V149H17ZM20 148V147H19ZM102 148V147H101ZM100 148V149H101ZM239 148V147H238ZM237 148V149H238ZM247 148V147H246ZM249 148V147H248ZM251 148V147H250ZM24 149V148H23ZM28 149V148H27ZM95 149H97V148H95ZM240 149H239V151H240ZM99 150V149H98ZM97 150V151H98ZM103 150H101L100 152H102ZM18 151V152H19ZM238 151V150H237ZM246 151H247V149H246ZM249 151V150H248ZM251 151V150H250ZM103 152V153H104ZM241 152V151H240ZM7 153V152H6ZM8 153H9V151H8ZM238 154H239V152H238ZM247 153H245V155H246ZM99 155V154H98ZM101 155V154H100ZM104 155V154H103ZM243 155V157H244V153L242 154ZM7 156V155H6ZM102 156V155H101ZM239 156H241L240 154H239ZM238 156V158H240L241 159V157H239ZM1 157V156H0ZM4 157V156H3ZM35 157L37 158L36 160H35ZM9 158V157H8ZM7 158V159H8ZM97 159H98V156L96 157ZM5 159H6V157H5ZM4 159V160H5ZM99 159L100 160H103V157L102 158H100L99 157ZM239 159V160H240ZM2 159H0V161H1ZM12 160V161H11ZM239 160H237L238 162H239ZM242 160V159H241ZM3 161V160H2ZM8 161V160H7ZM6 160L4 161V162H7ZM96 161V160H95ZM98 161V160H97ZM235 161V160H234ZM237 161H235V163L237 162ZM242 161H244V160H242ZM33 162L36 164V163H38L36 166H38V168L40 167V173L38 172V173H36V174H34V173H32L31 172V174H30V171L32 170L31 169V166L32 165H34L33 164ZM100 162V161H99ZM1 163V162H0ZM14 163V164H13ZM97 163V162H96ZM95 163V164H96ZM104 163V162H103ZM105 163H107V162H105ZM241 163V162H240ZM243 163V162H242ZM244 163H245V161H244ZM1 164H3V163H1ZM0 164V165H1ZM4 164H6V163H4ZM17 164V163H16ZM32 164V165H31ZM39 164H40V166H39ZM231 164V163H230ZM18 165V164H17ZM16 165V166H17ZM21 165V166H22ZM94 165V164H93ZM235 165V164H234ZM241 165V164H240ZM7 166V165H6ZM15 166V167H16ZM28 166V167H27ZM107 166V165H106ZM225 166H229V165H226L225 164ZM243 166H245V167H250V166H252V165H250L249 163H245V164H243ZM2 167H3V165H2ZM18 167L19 168H21L20 167V165H18ZM232 167V166H231ZM11 168H12V166H11ZM18 168V169H19ZM233 168V167H232ZM1 169H3V168H0V170ZM4 169H6V167L4 168ZM10 169V168H9ZM34 169V168H33ZM92 169V168H91ZM96 169H97V167H96ZM108 169V168H107ZM257 169V168H256ZM29 170V171H28ZM34 170H36V169H34ZM33 170V171H34ZM98 170V169H97ZM4 171H6L4 174H6L7 173V171H8V169L7 170H4ZM10 171H11V169H10ZM10 171H8L9 172V174H10ZM14 171H16V170H14ZM38 170H36L35 172H37ZM42 171V172H41ZM63 173V174H61V176H60V174L58 173ZM107 171V170H106ZM220 171V170H219ZM17 172V171H16ZM56 172V173H55ZM96 172V171H95ZM210 172V171H209ZM212 172V171H211ZM12 173V172H11ZM18 173H19V171H18ZM55 173V174H54ZM80 173V172H79ZM98 173V172H97ZM104 173V172H103ZM0 174H2V172L0 173ZM16 174V173H15ZM20 174H19V176H20ZM100 174H102L101 172H100ZM3 175V174H2ZM0 176V178H2L3 176ZM7 175L8 174H6V178H2V180L3 181H1V182H4L6 179H8V177H7ZM12 174H10V176H11ZM62 175H64V176H62ZM78 175V174H77ZM85 175V174H84ZM94 175V176H93ZM110 175H112L111 173H110ZM18 176V177H19ZM59 178H58V177ZM79 176V175H78ZM97 176V175H96ZM14 177V176H13ZM16 177V176H15ZM108 177V176H107ZM39 178V179H38ZM59 180L60 178H62L61 179V181L62 180H65V182H66V185L68 186H66L65 184H64V186L66 187V188H64L63 187V185H61L62 184V182H60V183H57V182H55L57 179ZM64 178V179H63ZM102 178V177H101ZM96 179H97V183L95 182L96 181ZM106 179V178H105ZM112 179V178H111ZM114 179V178H113ZM57 180V181H58ZM95 180V181H94ZM60 181V180H59ZM112 181V180H111ZM38 183V182H37ZM55 183L57 184V186L58 187H55L56 185H55ZM36 184V183H35ZM41 184H42V182H41ZM105 184V183H104ZM112 184V183H111ZM122 184V183H121ZM0 185H2L1 183H0ZM4 185V184H3ZM34 185V184H33ZM40 185V184H39ZM110 185V184H109ZM38 186V184H36V187ZM41 186V185H40ZM20 187V186H19ZM35 187V188H36ZM112 187V186H111ZM18 188V187H17ZM39 188V187H38ZM38 188H36V190L38 189ZM21 189V188H20ZM34 189V188H33ZM17 190V189H16ZM40 190H42V189H40ZM3 191V190H2ZM124 191V190H123ZM123 191L121 192V193H119V192H116V194H114L113 195V197H112V201H111V204H110V210H109V213H110V216L113 218V215H114V211H115V208H116V205H117V203H118V200H119V198L121 197V195H122V193H123ZM19 192H21V190L19 191ZM115 192V191H114ZM106 193V192H105ZM104 193V194H105ZM108 193V192H107ZM104 194H103V196H104ZM109 195V194H108ZM102 197V196H101ZM0 198H2V197H0ZM10 198V197H9ZM3 199V198H2ZM13 199H15L16 200V198H15V196H12V198H10V200H13ZM19 200V199H18ZM103 200V199H102ZM12 202V201H11ZM37 202H35V204H36ZM107 203V202H106ZM101 204H102V202H101ZM21 205V204H20ZM11 206H14V205H11ZM13 208V207H12ZM15 209V208H14ZM54 211V212H55ZM38 212H40V211H38ZM45 213V212H44ZM43 213V214H44ZM53 213V212H52ZM76 213H78L77 214V216L75 217V214ZM42 214V215H43ZM108 214V213H107ZM39 215V214H38ZM105 215V214H104ZM33 216V215H32ZM46 216V215H45ZM100 216H102V212H101V214H100ZM106 216V215H105ZM109 216V217H110ZM7 217H9V216H7ZM43 217V216H42ZM90 217H88V218H90ZM1 218V217H0ZM29 218V217H28ZM44 219H45V217H44ZM57 219H55V220H57ZM84 219V218H83ZM102 219V218H101ZM78 220V219H77ZM96 220V219H95ZM85 221V220H84ZM113 221V220H112ZM5 223V222H4ZM61 223V222H60ZM77 223L79 224L80 223V221H77ZM97 223H99V221L97 220ZM91 224V225H90ZM100 224V223H99ZM113 224V223H112ZM57 225H59V223L57 224ZM63 225V224H62ZM61 225V226H62ZM89 225H90V227L88 226V224H87V226L85 225V223H84V225H82V224H80V225H78L79 227L76 229V234H74V235H77V238L79 239V240H81V242L83 243V245H84V243L86 244V247L84 246V248H85V250H86V252L87 253H89L90 255L91 254H93V255H95V254H100L101 252H100V249L99 248H97V242L99 243V241H100V238H101V235H99L98 233H97V231H96V228H99V226H97V227H95V224L94 225H92V223H89ZM56 226V225H55ZM57 227V226H56ZM61 227H59L58 228V230L60 229ZM63 228H64V226H63ZM66 228V227H65ZM71 229H72V227H71ZM100 229V228H99ZM98 230V229H97ZM5 231V230H4ZM56 231V230H55ZM69 231H71V230H69V228H66V229H63V230H59L58 232H57V237L56 238H60L61 236V240H65V242L67 243V251L66 252H64L63 253V256L64 257H68L69 258V256H75V257H73V258H76V256H80L81 257V255H84V254H86L85 253V250L83 251V248H81V250L80 251H78L77 252V254L74 252V254H72L71 253V250L70 249H72L73 248V246H74V250H75V246H76V244L74 243V245H72L73 244V241L71 242V240L69 239L70 237H71V234L69 233ZM101 231V230H100ZM38 234V233H37ZM101 234V233H100ZM105 234V233H104ZM55 235V234H54ZM73 235V236H74ZM54 238V237H53ZM115 238H116V236H115ZM60 240V241H61ZM116 241H117V239H116ZM71 244H70V243ZM78 242V241H77ZM79 243L78 242V244H82V243ZM117 243H118V245L121 247V245L119 244V242L117 241ZM64 244V243H63ZM65 245V244H64ZM13 246H15V245H13ZM77 247V246H76ZM99 249V250H98ZM122 249V248H121ZM106 250V249H105ZM108 250V249H107ZM107 254V253H106ZM87 255V254H86ZM101 255H103V254H101ZM89 256V255H88ZM100 256V255H99ZM98 256V257H99ZM109 256V255H108ZM103 257V256H102ZM67 258V259H68ZM84 259H85V257H84ZM83 259V260H84ZM110 259V258H109ZM67 261V260H66ZM71 260H69V262H70ZM63 262H64V260H63ZM68 262V263H69Z\"/></svg>",
  "mask_w": 264,
  "mask_h": 264
},
{
  "label": "built area",
  "instance_id": "2783aa9c",
  "mask_svg": "<svg viewBox=\"0 0 264 264\" xmlns=\"http://www.w3.org/2000/svg\"><path fill=\"white\" fill-rule=\"evenodd\" d=\"M141 264H147L146 262H142Z\"/></svg>",
  "mask_w": 264,
  "mask_h": 264
}]
</instances>
